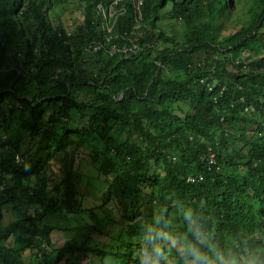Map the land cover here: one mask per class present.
Segmentation results:
<instances>
[{
	"label": "trees",
	"instance_id": "1",
	"mask_svg": "<svg viewBox=\"0 0 264 264\" xmlns=\"http://www.w3.org/2000/svg\"><path fill=\"white\" fill-rule=\"evenodd\" d=\"M65 12H79L71 28ZM82 162L121 214L105 248L88 244L94 224L44 221L84 212ZM56 230L79 235L53 247ZM255 253L264 0H0V264H221Z\"/></svg>",
	"mask_w": 264,
	"mask_h": 264
},
{
	"label": "rangeland",
	"instance_id": "2",
	"mask_svg": "<svg viewBox=\"0 0 264 264\" xmlns=\"http://www.w3.org/2000/svg\"><path fill=\"white\" fill-rule=\"evenodd\" d=\"M77 14V17H76ZM79 12L74 13L72 16L65 12L61 14V19L65 23V25L71 26L73 25V22H75L76 18H78ZM109 13L106 12V16H108ZM75 16L76 18H72ZM81 156L85 157L84 154H81ZM80 170L85 174L84 177V186L81 188L83 193V204L85 206V210L80 215H69V214H62V213H49L44 217V221L46 224L53 225L55 227L60 228H76L77 226H84L86 223H91L96 225L97 230H93L90 234L92 239H94V242H89L88 244L95 246V247H107L109 244L106 240L107 234L116 235L118 232V221L121 220L119 211H116L117 205L115 206L112 202H106L101 201L102 196V188L100 187V183L93 180L90 177L92 174V169H90L86 164L80 165ZM101 199V200H100ZM92 208L96 212V217L92 218V216L88 209ZM116 220L117 223H113L112 221ZM10 222V219L8 218L4 225L8 224ZM99 228V229H98ZM117 230V231H115ZM79 235V232L77 230L70 231V234H68L65 230H56L52 234V246L57 247L61 245L65 240L74 237L77 238ZM6 236V235H4ZM16 237H11L10 241L15 246L17 242H15ZM35 264V262H28L27 258L24 259V264Z\"/></svg>",
	"mask_w": 264,
	"mask_h": 264
},
{
	"label": "clouds",
	"instance_id": "3",
	"mask_svg": "<svg viewBox=\"0 0 264 264\" xmlns=\"http://www.w3.org/2000/svg\"><path fill=\"white\" fill-rule=\"evenodd\" d=\"M221 264H264V253L249 254L242 261L238 260L236 256L230 255L227 259L221 258Z\"/></svg>",
	"mask_w": 264,
	"mask_h": 264
},
{
	"label": "built area",
	"instance_id": "4",
	"mask_svg": "<svg viewBox=\"0 0 264 264\" xmlns=\"http://www.w3.org/2000/svg\"><path fill=\"white\" fill-rule=\"evenodd\" d=\"M116 2H117V1H115L113 4H116ZM107 12L109 13L108 16H113L114 13H115V11H114V12L112 11V7H111V6L108 8ZM108 16H106V13H105V17H108ZM108 30H110L109 27H108ZM89 47H90V48L92 49V51H94V52L97 51V50L99 49V46H98V45L89 46ZM132 47H133V50H135V49L137 48L136 45H133Z\"/></svg>",
	"mask_w": 264,
	"mask_h": 264
}]
</instances>
